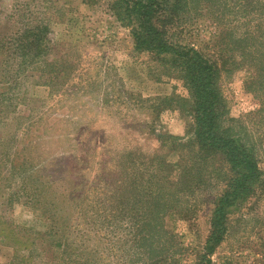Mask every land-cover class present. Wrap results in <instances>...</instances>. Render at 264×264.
<instances>
[{
	"label": "rangeland",
	"instance_id": "374dc122",
	"mask_svg": "<svg viewBox=\"0 0 264 264\" xmlns=\"http://www.w3.org/2000/svg\"><path fill=\"white\" fill-rule=\"evenodd\" d=\"M27 1L0 0V33L23 25L27 18L49 21L50 51L46 57L51 64L31 65L21 77L18 100L13 104L3 102L6 113L0 123V221L27 228L36 235L43 224L21 204L27 193L43 195L47 207L57 213L69 212L75 204L84 208L83 198L91 196L87 191L100 183L104 173L117 174L120 179L126 174L134 178L142 173L146 179L148 173L144 171L146 166L140 165L142 161L151 165L149 174H169L172 180L180 161L195 173L197 163L188 168L196 149L189 130L191 119L176 107L165 108L159 103L171 96L187 99V91L173 75L165 76L166 71L154 57L135 51L128 29L111 16L109 0H35L11 19L12 3ZM261 13L256 10L247 19H236L238 23L230 18L227 30L211 19H199L172 32L175 40L193 46L214 62L229 116L239 119L254 138L261 140L259 166L264 172V110L258 114L264 95L257 97L255 88L246 85L248 78H256L264 63L258 70V61L252 66L230 64L229 56L238 63L239 55L224 37L232 31L234 37L247 35L250 43L252 33L254 37L264 35ZM218 35L223 36L224 43ZM259 40L262 38L257 37ZM254 48L243 50L249 61L253 56L249 52ZM155 108L163 111L157 113ZM163 135L179 137L182 142L167 145L161 139ZM186 141L191 147L182 146ZM162 159L168 165L165 170L158 164ZM207 162L200 166L205 169L204 181H208ZM217 191L214 188L202 195L203 202L196 206L190 220L172 215L162 221L174 237L169 254L179 258V264H190L207 236L212 192ZM70 195L76 200H69ZM122 204L118 201L116 208L122 209ZM85 215L90 219L81 221L78 229L85 232L83 238L87 240L85 225L95 222L88 223L93 217ZM115 224L112 238L101 236L98 244L105 249L101 257L110 258V264L121 256L127 260L126 255L132 251L126 232ZM228 227V237L212 260L217 264L227 258L232 264H264V191L232 210ZM125 241L128 244H123ZM8 242L0 235V264L11 262L13 252L5 246ZM154 248L157 252L158 246Z\"/></svg>",
	"mask_w": 264,
	"mask_h": 264
},
{
	"label": "trees",
	"instance_id": "16d2710c",
	"mask_svg": "<svg viewBox=\"0 0 264 264\" xmlns=\"http://www.w3.org/2000/svg\"><path fill=\"white\" fill-rule=\"evenodd\" d=\"M34 1L13 2L11 19ZM108 10L128 29L135 51L154 57L166 71L165 76L173 75L187 91V99L171 96L160 99L159 103L165 108L176 107L191 119L189 130L196 149L192 151V164L188 168L197 163V171L189 172L180 161L175 165L172 180L169 174L165 177L157 176L155 171L149 174L151 165L142 161L140 165L146 166L144 171L148 173L146 179L142 173L134 178L126 174L121 179L117 174L104 173L100 183L87 191L91 196L83 198L84 208L75 204L65 213L49 209L43 195L27 193L21 204L43 224V229L35 235L27 228L0 221V235L9 239L5 246L13 252L10 264H110V258H102L101 252L105 249L98 244L101 236L112 238L115 222L126 232L132 251L126 255L127 260L124 256L117 261L112 258L113 264H179L180 259L169 254L168 247L173 246L174 237L164 229L162 221L172 215L190 220L196 213V206L203 202L202 195L218 188L217 192H212L207 236L190 261V264H217L212 257L228 237L232 210L264 191V172L259 166L258 153L261 140L254 138L239 119L229 116L214 62L193 46L175 40L173 32L199 19H211L225 28L230 18L238 23L236 19H247L256 10L263 15L264 3L253 0H109ZM27 19L23 25L0 33V123L6 113L3 102L13 104L12 101L18 100L23 86L21 77L26 75L24 71L33 64H51L46 57L50 51L49 21L35 17ZM259 34L254 37L252 33L250 43H247V35L234 37L232 31L224 34L239 55L238 63L229 56L230 64L252 66L258 61L257 69L262 61L264 63V35ZM257 37L262 40L257 42ZM218 40L224 43L223 36L218 35ZM255 46L253 52H249L253 55L249 61L243 50ZM258 69L260 73L256 78H248L246 85L253 86L257 97H262L264 66ZM261 101L258 114L264 110V98ZM155 111L159 113L163 109L155 108ZM161 139L167 145L182 142L181 138L169 135ZM188 141L182 146L191 147ZM206 162L208 181H204L205 169L200 167ZM158 164L164 170L168 167L163 159L158 160ZM12 171L16 172L13 168ZM69 200L76 198L70 195ZM118 201L123 203L122 209L116 208ZM85 214L93 217L88 223L95 222L85 225L89 234L87 240L83 238L85 232L78 229L81 221L90 219ZM154 246H158L157 252ZM133 256L134 259H130ZM219 264L232 263L227 258Z\"/></svg>",
	"mask_w": 264,
	"mask_h": 264
}]
</instances>
